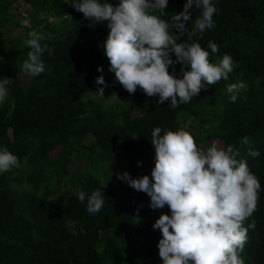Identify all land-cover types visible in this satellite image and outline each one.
Instances as JSON below:
<instances>
[{"label":"trees","instance_id":"1","mask_svg":"<svg viewBox=\"0 0 264 264\" xmlns=\"http://www.w3.org/2000/svg\"><path fill=\"white\" fill-rule=\"evenodd\" d=\"M14 1L0 0V78L9 81L6 102L0 105V147L19 161V166L0 174V264H162L157 247L162 233L152 225L161 211L169 213L168 206L152 209L145 192L116 184L117 176L109 181L101 172L145 175L142 161L151 157V169L155 163L153 128L161 127L162 134L179 129V115L200 117L207 100L213 102V127L192 135L200 148L213 140L224 148L234 145L238 159H244L258 178L255 210L243 221L244 227L253 221L255 226L248 228L237 254L243 264H264V0H213L218 9L214 27L203 34L194 29L200 15L194 7L180 35L172 30L171 17L183 10L186 0H168L161 18L169 22L177 43L198 42L209 51L210 62L229 54L234 63L227 80L205 85L198 96L176 108L168 100L159 104L158 95L148 96L139 86L134 93L117 87L102 46L109 32L107 21L86 18L66 0H23L44 19L73 15L60 27L46 23L37 33L44 37L41 45H47L42 55L45 71L24 78L21 65L30 48L4 43L6 28L16 20L9 12ZM110 3L115 6L119 0ZM209 41L217 44L216 53L207 48ZM170 55L175 60V54ZM182 67L176 62L169 72L182 78ZM100 75L105 85L96 83ZM241 81L248 86L232 102L226 85ZM101 87L103 94L116 93L122 103L85 98ZM89 135L94 139L87 144ZM245 136L249 143L242 145ZM249 149L259 155H249ZM74 152L87 155V173L94 182L87 181V173L71 169ZM63 181H74L78 190L56 196ZM96 187L103 188L105 202L90 214L77 193L90 195Z\"/></svg>","mask_w":264,"mask_h":264},{"label":"clouds","instance_id":"2","mask_svg":"<svg viewBox=\"0 0 264 264\" xmlns=\"http://www.w3.org/2000/svg\"><path fill=\"white\" fill-rule=\"evenodd\" d=\"M72 6L86 18L96 22L107 21L108 35L103 49L116 79L129 92L139 86L148 96L159 97L158 103L168 100L172 108L198 96L205 85H215L228 79L233 70V58L224 54L218 62H210V53L198 42L177 43L170 34L169 22L161 18L168 0H70ZM200 9L194 20V29L203 34L214 27L213 15L218 11L213 0H186L183 10L171 17L172 30L177 35L186 30L192 19L191 9ZM156 10L160 15L153 14ZM24 43L30 50L21 68L30 76L45 71L42 55L47 45H41L43 35L29 33ZM211 53L218 51L216 43L209 41ZM170 53L175 54L173 60ZM180 62L184 67L182 78L169 72V66ZM102 69L98 67V71ZM8 78H0V103L8 95ZM98 85H105L103 75L96 77ZM244 83L226 85L232 102ZM104 97L103 87L96 91ZM181 126L177 130H164L156 126L151 131L154 146V167L148 174L132 177L127 171L117 173L138 191L150 197L152 209L169 208L161 213L152 227L162 233L158 241V254L162 264H243L238 256L247 240L248 228L243 221L256 207L261 185L244 159H238L239 149L234 145L220 147L216 140L206 149L197 146L193 135ZM249 143L247 136L240 144ZM255 157L258 150H248ZM139 164V161H138ZM19 166L18 158L6 147H0V174ZM106 186V184H100ZM103 188L96 187L90 195L77 193L88 213L101 210L105 200ZM171 229V230H170Z\"/></svg>","mask_w":264,"mask_h":264},{"label":"rangeland","instance_id":"3","mask_svg":"<svg viewBox=\"0 0 264 264\" xmlns=\"http://www.w3.org/2000/svg\"><path fill=\"white\" fill-rule=\"evenodd\" d=\"M68 2V6L71 8H74L70 2V0H66ZM9 12L14 15L15 17V23L10 28H6L5 36H4V43L5 44H18L22 46L24 42L30 38L29 33L30 32H43L44 27L46 23L51 24L52 26H61L62 22L66 19L69 20L72 18L73 15L70 13H65L64 15H51L49 17H46L40 12H35V8L29 4L24 2L23 0H16L12 3ZM220 59L213 57V62H218ZM234 64V63H233ZM182 72V71H181ZM25 74L24 78H26L27 73L23 72ZM116 85L119 88H122L123 86L119 83V81L115 78ZM244 83V82H243ZM245 87L241 90L245 89L248 84L244 83ZM7 98V97H6ZM5 100L0 103V105H4L6 102ZM86 99H92L97 101L98 99L102 101V103H117L121 102L118 95L116 93H108L104 94L103 96H100L98 93H90L86 97ZM215 100V98H214ZM122 103V102H121ZM213 108V102L206 101L201 106V114L200 117L193 116L192 114L188 112H182L179 115V122L180 126H187L186 130L190 131L191 134L198 133L202 130H210L213 127V124L211 123L213 121L211 110ZM93 136L89 135L86 138V143L90 144L93 141ZM209 147L207 144H202L201 148L206 149ZM85 153H76L74 152L72 155V162L70 164L71 169H77L80 172L87 173V170L89 169L88 160L86 158ZM151 157L145 158L141 165L145 172V174H148L150 176L151 174V166L149 164V160ZM123 166L127 170L129 168V160L126 154L124 153L122 157ZM102 175L106 176L109 181H115V177L117 176L116 173H109L108 172H101ZM87 175H89L87 181L94 182L96 179L93 178L91 174L88 172ZM120 184L121 186H125L126 182L122 181L121 179L116 182V184ZM74 181H71L70 183H67L65 181L61 184V190L56 194V196H59L62 193H72L78 190L79 186L75 187ZM55 196V195H54ZM54 196L52 198H54ZM161 213H165V211H161Z\"/></svg>","mask_w":264,"mask_h":264}]
</instances>
